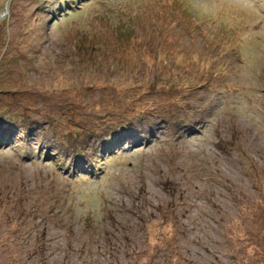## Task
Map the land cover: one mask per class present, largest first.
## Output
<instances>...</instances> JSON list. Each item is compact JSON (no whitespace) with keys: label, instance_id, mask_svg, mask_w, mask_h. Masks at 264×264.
I'll list each match as a JSON object with an SVG mask.
<instances>
[{"label":"rangeland","instance_id":"rangeland-1","mask_svg":"<svg viewBox=\"0 0 264 264\" xmlns=\"http://www.w3.org/2000/svg\"><path fill=\"white\" fill-rule=\"evenodd\" d=\"M1 107L0 264H264V0H0Z\"/></svg>","mask_w":264,"mask_h":264},{"label":"trees","instance_id":"trees-1","mask_svg":"<svg viewBox=\"0 0 264 264\" xmlns=\"http://www.w3.org/2000/svg\"><path fill=\"white\" fill-rule=\"evenodd\" d=\"M186 4V3H185ZM187 7V10H186V12L188 13L189 12V10L190 9H188V6H186ZM186 7L184 8V10L186 9ZM47 12H50L49 11V8L47 7V10H46ZM45 12V10H43V13ZM51 12H52V10H51ZM4 58H7V60H8V57H4ZM2 60V59H1ZM12 63V62H11ZM101 63V62H100ZM13 64V63H12ZM101 65H102V63H101ZM83 67V66H82ZM122 71H124L123 69H122ZM97 74H99V73H97ZM101 74V73H100ZM99 74V75H100ZM123 75H124V78L126 77L127 78V80H128V84H130V87L129 88H131V87H133L134 86V84L135 83H131V81H130V74H126V73H123ZM127 76H129V77H127ZM133 79H135V80H138V75H135L134 77H133ZM119 84L118 83H116L115 85H113V88H115V87H117ZM127 85V84H126ZM102 86H107V85H105V84H103ZM110 86V85H109ZM125 88H128V87H126L125 86ZM156 114H151V113H147V116H155ZM108 116H110V115H108ZM168 116L169 115H162V118H163V120L164 121H168ZM25 117H27L28 118V114L25 112ZM4 118H7V123H10V124H13V123H18V129H19V131H21L22 133H25L26 131L24 130V129H22V128H20V126L21 125H25L24 123H22V122H17L16 120H18V116L17 115H11L10 113H8V111L6 110V107H1V109H0V119H4ZM185 121V120H184ZM28 122V121H27ZM26 122V123H27ZM120 122V121H119ZM170 122V121H169ZM110 123V122H109ZM114 123H116V125H118V123L117 122H113V123H111V125L114 127ZM110 125V124H109ZM109 125L108 126H106L105 128H103V130L102 131H104V132H101V133H95L96 131L94 130L95 128H89L88 127V129H86V128H84L83 126H79V127H77V126H75V127H77L78 128V134H77V136H75V135H73V137H71L70 136V130L68 129V130H64V131H62L61 132V135L64 137V138H62L61 139V147L62 148H68V150L70 151V152H74L75 154H74V156H73V159L71 158V157H67V159L65 160V163H64V165L65 164H68V167H72V166H74V165H77V166H79V167H81V168H86L87 170H90V169H92L93 168V166L91 165V164H94V159H95V154H98L99 152H100V150L102 149H105L107 146H108V144H106V142L107 141H110V140H113V141H115V131L116 130H113L112 132H110V131H108L109 130ZM115 129V128H114ZM66 134H68V135H66ZM114 134V135H113ZM95 135H96V139H95V141H93L92 142V138H95ZM9 136H10V134H9ZM13 136H15V134L14 135H12L11 137H13ZM0 137H1V135H0ZM81 139V143H78L79 142V140ZM7 138H3L2 139V137H1V139H0V141H1V143L2 144H5V142H7ZM103 141H104V143L105 144H103ZM21 142H23V141H21ZM11 143H14V141H10V140H8V144H11ZM40 143H41V141H40ZM40 143L39 144H37V146H35V147H33V149L31 150V153L30 154H33V153H36L37 154V156L38 157H40V156H43L44 155V152H45V149H43V148H38L37 149V147L40 145ZM46 143V142H45ZM78 143V144H77ZM58 144V143H57ZM46 146H47V144H46ZM49 146V145H48ZM93 147V149H94V152H92V148ZM45 148V147H44ZM61 148V149H62ZM116 149V148H115ZM40 150H41V152H40ZM52 152H55L56 154L59 152L58 151V148L56 147V148H54L53 150H52ZM38 157H35V158H37V159H39ZM60 157L61 156H59V159H60ZM62 158H65V157H62ZM60 165V164H59ZM74 178H76L75 176H74ZM1 192V191H0ZM2 193V192H1ZM1 193H0V195H1ZM48 194L49 195V193H48V191L47 190H44L42 193H38V198H42V197H45V194ZM57 194V193H56ZM54 194V198H56L58 201H59V198L60 197H58L59 196V194ZM3 196V194L0 196V203H5V199L2 197ZM12 198V200H14V199H16L17 198V200H15L14 202H16L17 203V201H19L20 202V200L18 199V195H16L14 198L13 197H11ZM35 198H37V197H35ZM36 201V200H35ZM61 201V200H60ZM21 203V202H20ZM20 203H18L19 205H20ZM16 204H14V206H15ZM16 207V206H15ZM34 207L35 206H32V210L34 211ZM52 209H54L53 207L52 208H50L49 210H52ZM48 210V211H49ZM53 213V212H52ZM48 215V214H47ZM166 217H167V215H166ZM167 220H169L168 218H166ZM16 220V219H15ZM14 221V220H13ZM151 223H153V222H144V224H143V228L145 229V230H148L149 229V231H150V233H152L154 230H155V228H157V229H159V227H163L164 225H163V223L162 224H157V223H154V224H151ZM173 225H175L176 226V224H173ZM19 226H22V224H20ZM170 231L172 232V230L170 229L169 230V227L167 228V231H165V233H170ZM161 232V235L162 234H165V233H163L162 232V230L160 231ZM146 235H148V236H150L149 235V233H148V231L146 232ZM229 236H232V234H230ZM149 246L150 247H155V243H151V241H149ZM173 242H170V247H166V246H164L162 243H160L159 244V250H163V254L164 253H169V252H173ZM164 256H165V254H164ZM136 257H137V259L139 260V262H141L142 261V259H141V257H140V255L139 254H137L136 255ZM171 257H169V259H170ZM165 259L167 260L168 258L165 256Z\"/></svg>","mask_w":264,"mask_h":264}]
</instances>
